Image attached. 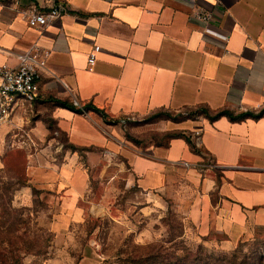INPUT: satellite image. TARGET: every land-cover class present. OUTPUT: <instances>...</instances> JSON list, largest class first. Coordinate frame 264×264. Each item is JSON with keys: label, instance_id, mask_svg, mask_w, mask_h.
I'll return each mask as SVG.
<instances>
[{"label": "crops", "instance_id": "1", "mask_svg": "<svg viewBox=\"0 0 264 264\" xmlns=\"http://www.w3.org/2000/svg\"><path fill=\"white\" fill-rule=\"evenodd\" d=\"M40 2L0 0V66H16L19 53L35 41L51 49L40 96L16 104L9 118L0 120V168L11 163L15 151L26 152L27 175L56 185L76 219L89 181L78 148H88L90 159L96 150L113 152L125 159L139 187L173 196L200 240L230 249L263 233L264 0H63L70 12L48 26H31L24 9ZM198 5L214 12L228 41L205 33L193 16ZM95 44L101 49L89 69ZM89 103L105 114L83 108ZM199 107L245 115L166 117L165 129L181 134L165 145L136 141L118 121ZM46 111L77 149L49 155L47 164L37 166L30 140L40 144L49 136ZM21 125L30 140L15 147L11 143H17ZM196 130L198 149L187 139ZM22 188L28 193V186Z\"/></svg>", "mask_w": 264, "mask_h": 264}, {"label": "rangeland", "instance_id": "2", "mask_svg": "<svg viewBox=\"0 0 264 264\" xmlns=\"http://www.w3.org/2000/svg\"><path fill=\"white\" fill-rule=\"evenodd\" d=\"M157 112L137 116L131 124H127L125 132L138 142L167 144L170 130L165 129V118L156 115ZM45 118L51 131L43 143L32 142L22 125L17 128V143H11L18 147L19 142L24 144L28 138L35 153L33 162L37 166L40 162L47 164L51 159L49 155L77 149L68 141L65 132L54 126V119L48 111ZM78 151L79 161L88 173L89 181L75 208L77 214L73 213V216L77 215L76 219L69 216L71 208L63 206V192L56 185L38 182L27 175L31 161L26 152L15 151L11 163L0 168V185L4 181L25 180L29 187L28 193L23 192L22 186L13 196L15 206L26 207L19 227L28 241L33 242L30 249L25 245L22 247L21 264H129L126 258L130 255L149 250L150 244L165 242V246H169L170 237L192 248L202 244L216 252L238 247L243 252L261 257L264 264V232L243 238L230 249L208 244L193 234L192 226L177 209L170 193L155 191L153 194L138 186L123 157L96 150L97 157L90 159L88 148H78ZM37 152L48 159L40 157ZM61 159L58 156L56 160ZM33 187L39 191L35 193ZM3 247L11 248L7 242L3 243Z\"/></svg>", "mask_w": 264, "mask_h": 264}, {"label": "trees", "instance_id": "3", "mask_svg": "<svg viewBox=\"0 0 264 264\" xmlns=\"http://www.w3.org/2000/svg\"><path fill=\"white\" fill-rule=\"evenodd\" d=\"M61 103L75 111H82L81 107H77L74 103L61 100ZM91 107L96 111H104L94 104H85L83 108ZM182 111H187L184 114ZM252 113V112H248ZM199 114L208 115L211 119L222 114H227L231 118H240L245 113L233 114L227 109H221L214 114L209 112L206 107L184 109L178 112L162 111L156 115L164 118L182 119L187 117H197ZM181 132L170 131L169 137L180 135ZM190 144L198 149V146L187 136ZM75 146V145H74ZM76 147V146H75ZM28 183L25 180L17 182L4 181L0 185V264H21V249L25 245L29 247L33 242H29L25 236V232L20 231V224L23 222L22 212L26 207H17L13 204V196L16 190ZM36 193L39 190L33 187ZM169 246H165V242L158 245H149L150 249L140 254L130 255L126 260L129 264H263L261 257L243 252L241 248H234L230 251H211L199 244L196 248L184 245L174 237H170ZM7 242L11 248L8 250L3 247V243ZM22 242V243H21ZM182 244V245H180ZM27 249V251H28Z\"/></svg>", "mask_w": 264, "mask_h": 264}, {"label": "built area", "instance_id": "4", "mask_svg": "<svg viewBox=\"0 0 264 264\" xmlns=\"http://www.w3.org/2000/svg\"><path fill=\"white\" fill-rule=\"evenodd\" d=\"M19 2L20 0H16ZM71 8L63 0H42L40 4L32 3L24 9L25 16L31 26H48L55 19L70 12ZM193 16L203 22L206 34L228 41L230 35L217 26L214 12L201 5L193 11ZM101 49L95 44L88 54V68L92 69L97 60V53ZM51 49L41 45L38 41L31 43L18 55V64L0 66V120L9 117L16 104L33 103L40 96V82L47 69ZM187 114V111H182ZM136 117L123 116L118 121L127 126ZM200 130H196L192 141L199 147Z\"/></svg>", "mask_w": 264, "mask_h": 264}]
</instances>
